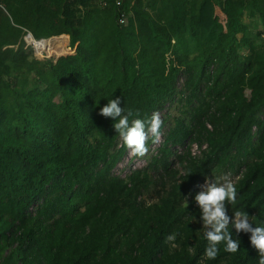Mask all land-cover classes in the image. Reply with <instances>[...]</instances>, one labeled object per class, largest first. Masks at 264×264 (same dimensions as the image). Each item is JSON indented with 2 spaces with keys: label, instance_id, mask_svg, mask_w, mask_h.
<instances>
[{
  "label": "trees",
  "instance_id": "obj_1",
  "mask_svg": "<svg viewBox=\"0 0 264 264\" xmlns=\"http://www.w3.org/2000/svg\"><path fill=\"white\" fill-rule=\"evenodd\" d=\"M27 32H65L37 43L61 50L68 33L74 52L32 57ZM118 96L130 121L177 108L125 176L128 148L99 115ZM223 175L229 217L264 227V0H0V264H258L231 225L238 252L204 255L195 196Z\"/></svg>",
  "mask_w": 264,
  "mask_h": 264
},
{
  "label": "clouds",
  "instance_id": "obj_2",
  "mask_svg": "<svg viewBox=\"0 0 264 264\" xmlns=\"http://www.w3.org/2000/svg\"><path fill=\"white\" fill-rule=\"evenodd\" d=\"M122 97L108 100V103L100 109L99 115L111 118L115 121L113 127L124 145L130 150L132 156H144L148 152L146 146L149 137L152 142L159 143L162 133L160 131L163 121L158 112L147 119H133L132 111L125 112ZM204 190L195 196V201L201 212L204 235L208 241L205 249V257L214 260L219 254V245H225L226 252L235 254L240 248V240L233 239L229 225L235 228L237 233H250V241L259 252L258 264H264V227L253 226L246 212H234V219L227 214V205H234L237 201V189L235 184L225 178L223 183L207 179ZM175 240V234L166 237V242Z\"/></svg>",
  "mask_w": 264,
  "mask_h": 264
},
{
  "label": "rangeland",
  "instance_id": "obj_3",
  "mask_svg": "<svg viewBox=\"0 0 264 264\" xmlns=\"http://www.w3.org/2000/svg\"><path fill=\"white\" fill-rule=\"evenodd\" d=\"M245 22L248 24V31L250 33V35L255 34L256 31L259 30L260 24L256 19H250V18H246ZM61 33H65V32H61ZM61 33H57L52 35H58ZM67 37L66 40L63 44V48L61 50V45L59 44L57 39H52L50 42H44L42 43L44 45V47L42 46V44H39L38 46L35 47L34 43L31 41V43H29L30 47H27L26 45H24V49L27 52L31 53L32 57H36L38 59H44V58H50L52 60L57 59L59 56L61 55H68V54H72L74 52V46L71 43L70 39H69V34L66 33ZM239 37L241 36V34L238 35ZM53 44V45H52ZM43 48H42V47ZM179 85H181V81L179 80ZM177 108L175 106H168L166 105L165 108L163 110L158 111V113L160 114L161 119H163L166 115V113H170V114H175L177 113ZM171 124V118L169 120H167V122L164 123V125L161 128V140L159 143H151L150 145L146 144L147 148H148V152L144 155V156H132L130 154V150L128 149L127 152L125 153V155L122 157V159L117 163L116 167L113 169L114 174H118L120 176H125L127 173H129L131 170L139 168V167H143L147 161L149 160V158L151 157V155H153L156 150L157 147L159 146V144L161 143L162 139H163V135L166 133V131L168 130V127ZM192 147V151L194 153H198V147L195 144L191 145ZM178 152H181L184 150V147L179 146L176 148ZM176 165V164H175ZM225 178H227L228 180L233 181L234 177L231 175H223L222 177H219V179L217 180L218 183H223L225 181ZM206 181H204L202 183V189L204 190L203 186L205 185Z\"/></svg>",
  "mask_w": 264,
  "mask_h": 264
},
{
  "label": "built area",
  "instance_id": "obj_4",
  "mask_svg": "<svg viewBox=\"0 0 264 264\" xmlns=\"http://www.w3.org/2000/svg\"><path fill=\"white\" fill-rule=\"evenodd\" d=\"M121 1H122V0H116V4H117V5H120V4H121ZM101 2H102L103 5L106 4L105 1H101ZM118 22H119L120 24H125V23L127 22V15H126L125 12L122 11V12L120 13V15H119V17H118Z\"/></svg>",
  "mask_w": 264,
  "mask_h": 264
},
{
  "label": "water",
  "instance_id": "obj_5",
  "mask_svg": "<svg viewBox=\"0 0 264 264\" xmlns=\"http://www.w3.org/2000/svg\"><path fill=\"white\" fill-rule=\"evenodd\" d=\"M52 36L48 37V38H41V39H34V37L32 36V34L30 32H27L26 35L24 36L25 42L27 44L31 43V41H35V42H40V41H44L47 39H50Z\"/></svg>",
  "mask_w": 264,
  "mask_h": 264
},
{
  "label": "bare ground",
  "instance_id": "obj_6",
  "mask_svg": "<svg viewBox=\"0 0 264 264\" xmlns=\"http://www.w3.org/2000/svg\"><path fill=\"white\" fill-rule=\"evenodd\" d=\"M54 37V36H53ZM48 40V39H47ZM45 41V40H44ZM38 42H35V45L38 46L39 44H37ZM42 46L44 47V45L42 44Z\"/></svg>",
  "mask_w": 264,
  "mask_h": 264
},
{
  "label": "crops",
  "instance_id": "obj_7",
  "mask_svg": "<svg viewBox=\"0 0 264 264\" xmlns=\"http://www.w3.org/2000/svg\"><path fill=\"white\" fill-rule=\"evenodd\" d=\"M64 39V38H63ZM64 41H65V39H64Z\"/></svg>",
  "mask_w": 264,
  "mask_h": 264
}]
</instances>
